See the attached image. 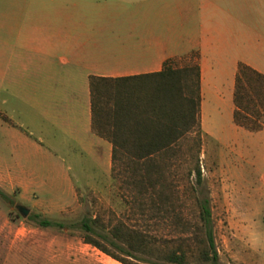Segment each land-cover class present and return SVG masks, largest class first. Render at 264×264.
Listing matches in <instances>:
<instances>
[{
  "label": "crops",
  "instance_id": "1",
  "mask_svg": "<svg viewBox=\"0 0 264 264\" xmlns=\"http://www.w3.org/2000/svg\"><path fill=\"white\" fill-rule=\"evenodd\" d=\"M50 1L54 0H25L24 29L11 27L0 33V90L17 103L10 111L24 115L23 141L41 151L67 147L77 149V154L85 152L103 164L108 175L111 142L91 126L89 76L155 71L166 58L192 52L197 53L200 68L202 138L221 143L232 129L264 142V113L257 130L233 119L238 63L264 74V0H160L165 5L139 13L166 16L168 29L154 32L150 39L141 35L118 43L112 38L99 42L96 34L92 38L94 34L81 27L79 13L34 7L35 2ZM33 178L30 169L17 175L0 170V187L7 192L17 188L22 196ZM63 179L70 181L69 176ZM261 180L263 186L264 175ZM76 187L69 182L72 195ZM6 240L8 249L0 252V264H48L44 258L50 259L49 253L18 247L31 243V237Z\"/></svg>",
  "mask_w": 264,
  "mask_h": 264
},
{
  "label": "rangeland",
  "instance_id": "2",
  "mask_svg": "<svg viewBox=\"0 0 264 264\" xmlns=\"http://www.w3.org/2000/svg\"><path fill=\"white\" fill-rule=\"evenodd\" d=\"M34 4L35 8L44 7L51 13L81 14V27L90 30L92 38L96 34L99 42L112 38L118 43L141 35L150 39L154 32L165 31L169 25L166 16L149 13L143 17L145 13H139L160 8L164 4L160 0H76V3L54 0ZM25 10V0H0V33L11 27L24 29ZM182 61L179 59L177 64ZM13 103L17 104L0 90V170L17 175L22 169H30L34 181L24 191L25 195L18 194L17 188L12 192L4 190L8 197L0 195V252L8 249L6 238L31 237V243L18 247L29 246L31 251L49 253L50 259L44 258L48 264H124L83 241V230L79 227L84 215L96 213V228L106 232L108 225L122 216L126 204L110 178V171L105 176L103 164L94 162L85 152L75 153L77 149L41 151L23 141L20 134L27 126L22 123L23 114L16 109L10 111ZM200 164L211 197L221 263L264 264V185H261L264 142L232 129L225 133L221 143L204 136ZM64 175L77 186L75 195ZM18 203L29 208L27 215L40 212L65 226L35 225L20 213ZM98 238L119 255L137 260V256L128 255L107 238Z\"/></svg>",
  "mask_w": 264,
  "mask_h": 264
},
{
  "label": "trees",
  "instance_id": "3",
  "mask_svg": "<svg viewBox=\"0 0 264 264\" xmlns=\"http://www.w3.org/2000/svg\"><path fill=\"white\" fill-rule=\"evenodd\" d=\"M196 57L192 52L168 57L155 71L89 76L91 126L111 142L110 178L126 207L106 232L96 228V213L84 215L79 227L83 241L124 264H222L200 164ZM233 102L236 123L261 128L264 74L239 62ZM0 195L8 197L1 187ZM26 218L38 226H65L40 212ZM98 237L137 260L119 255Z\"/></svg>",
  "mask_w": 264,
  "mask_h": 264
},
{
  "label": "water",
  "instance_id": "4",
  "mask_svg": "<svg viewBox=\"0 0 264 264\" xmlns=\"http://www.w3.org/2000/svg\"><path fill=\"white\" fill-rule=\"evenodd\" d=\"M16 207L23 216L27 215L29 208L26 205H24L22 203H18V204H16Z\"/></svg>",
  "mask_w": 264,
  "mask_h": 264
}]
</instances>
